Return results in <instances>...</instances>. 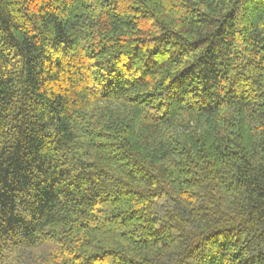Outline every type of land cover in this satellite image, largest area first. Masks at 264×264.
Masks as SVG:
<instances>
[{
  "label": "trees",
  "instance_id": "16d2710c",
  "mask_svg": "<svg viewBox=\"0 0 264 264\" xmlns=\"http://www.w3.org/2000/svg\"><path fill=\"white\" fill-rule=\"evenodd\" d=\"M0 264H264V0H0Z\"/></svg>",
  "mask_w": 264,
  "mask_h": 264
}]
</instances>
